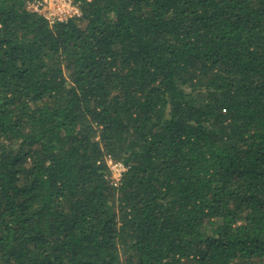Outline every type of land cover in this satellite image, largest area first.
<instances>
[{
    "label": "trees",
    "instance_id": "obj_1",
    "mask_svg": "<svg viewBox=\"0 0 264 264\" xmlns=\"http://www.w3.org/2000/svg\"><path fill=\"white\" fill-rule=\"evenodd\" d=\"M27 1L0 0V264H264V0Z\"/></svg>",
    "mask_w": 264,
    "mask_h": 264
},
{
    "label": "built area",
    "instance_id": "obj_2",
    "mask_svg": "<svg viewBox=\"0 0 264 264\" xmlns=\"http://www.w3.org/2000/svg\"><path fill=\"white\" fill-rule=\"evenodd\" d=\"M26 7L29 11L43 16L49 24L80 15L79 5L75 0H28ZM106 162L111 173L115 175L112 181L117 183L126 170L125 165L112 158H107Z\"/></svg>",
    "mask_w": 264,
    "mask_h": 264
},
{
    "label": "rangeland",
    "instance_id": "obj_3",
    "mask_svg": "<svg viewBox=\"0 0 264 264\" xmlns=\"http://www.w3.org/2000/svg\"><path fill=\"white\" fill-rule=\"evenodd\" d=\"M115 160H116V159H115ZM116 161H119V160H116ZM114 176H115V175L111 173L110 168H109V174H108L107 178H108L109 180H112V179L114 178Z\"/></svg>",
    "mask_w": 264,
    "mask_h": 264
}]
</instances>
